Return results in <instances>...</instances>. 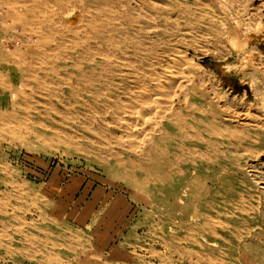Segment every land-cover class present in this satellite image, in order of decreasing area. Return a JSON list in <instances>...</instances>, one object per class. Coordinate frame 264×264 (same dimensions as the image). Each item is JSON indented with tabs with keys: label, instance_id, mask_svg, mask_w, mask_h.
I'll return each instance as SVG.
<instances>
[{
	"label": "rangeland",
	"instance_id": "obj_1",
	"mask_svg": "<svg viewBox=\"0 0 264 264\" xmlns=\"http://www.w3.org/2000/svg\"><path fill=\"white\" fill-rule=\"evenodd\" d=\"M149 1L155 21L150 14L134 11L142 4L149 7ZM177 3L193 11L186 14V24L192 22L195 40L183 47L197 69L188 71L196 88L188 98L204 110L186 117L182 106L181 112L187 124L203 129V137L213 141V160L184 164L169 157L166 146L150 153L139 146L133 153L132 148H115L87 133L97 142L89 143L76 126L79 118L72 121L80 110L64 98H52L56 89L42 88L41 80H34L46 75L47 67L11 70V51L23 53L16 41L34 52H110L106 33L117 23L128 25L133 16L138 23L132 29L113 35L119 47H128L138 27L146 29L153 22L160 24L162 40L171 39L177 11L182 12L175 9ZM12 10H21L20 20L8 14ZM205 12L214 15L213 33L206 21L196 22ZM44 15L53 19L54 33L43 25ZM219 23H224L222 31ZM178 24L186 27L182 20ZM64 30L73 37L65 44L58 40ZM233 39L239 49L233 48ZM141 42L139 34L134 44ZM0 53V264H264V0H0ZM47 65L60 63L54 59ZM10 86L28 93L17 105L5 107ZM131 118H138L140 127L146 117ZM207 130L212 134L204 133ZM171 146L178 152L176 144ZM143 155L148 159L140 160Z\"/></svg>",
	"mask_w": 264,
	"mask_h": 264
},
{
	"label": "bare ground",
	"instance_id": "obj_2",
	"mask_svg": "<svg viewBox=\"0 0 264 264\" xmlns=\"http://www.w3.org/2000/svg\"><path fill=\"white\" fill-rule=\"evenodd\" d=\"M141 2H142V0H141ZM54 3H55V1H54ZM63 3H65V2H63ZM177 4L175 6V9L176 10L181 9L182 12L177 11L178 15L176 17L178 19H177L176 26H175L177 28V30L172 32V33L169 32L171 37H172L171 39L162 40V38H161V36H162L161 31L162 30H161V27L159 26L160 24L157 25L155 22H153L146 29H142V28H139L137 26L138 29L136 31L134 30L136 36H134L132 38V40H130V45L128 47H122V46L119 47L117 41H115L113 39V35L119 34V32L125 33V32H127L128 29H132L134 27V25L136 23H138L136 18L133 16L132 20L130 22H128V25L120 26L116 22L117 24H115L113 26L112 30H109L106 33L107 36H109L110 38H109V40L108 39L105 40L104 43L108 44L110 47L112 46V50L114 48H117L118 53H115L114 50H113L114 52H111L112 50H110V52L107 50H101L100 48L97 47V45H95L98 48V49H96V51H94V50L87 51L85 48H82V46H81L82 49H80L81 51H78V52H75V50L72 49L73 51H69V52H66V51L61 52L59 50H48L49 52L43 53L44 52L43 50H45V49H43L41 51L42 52L41 53V52H34L33 51L34 49H32V46L30 47L29 45H27L25 43L23 44L21 42L16 41L15 47L19 50H22L23 53L19 54L17 52L18 54H15L16 52H13L14 53L13 54L11 51V56H10V57H12L11 70L14 72V71H16V69L25 66L27 68L26 71L30 72L31 71L30 68H35L37 66L39 68V65H42L45 68L47 67V69H46L47 74L46 75L44 74L42 77L36 78L34 75H31V74L30 75L35 77L34 80H36V79L41 80L39 83L40 87L47 85V88H48V85H51L54 89H56V92H55L56 94L55 93L50 94L52 96V98L55 97V99L57 98V100L64 98V99L68 100L67 102L69 103L70 107H73L72 109L78 108L80 110V111H76L75 114L73 113L74 116L71 114L73 116L72 121L79 118L78 122L76 123V126L79 127L81 132H82V133H80L82 136V139L86 140L89 143L92 142L91 140H93V139H90V137L87 135V133L94 135V137L96 136L95 138H98V139L100 138V139L106 140V144L112 145L115 148H117V147L118 148H127L128 147V149L130 148L129 150H131V148H132L131 152L134 151L133 153L136 152L135 150L139 146H145L144 148L146 150H149V152L146 151L147 153H150V151H152V150H156L160 146H164V147L166 146L167 151H165V152L167 153V155L169 157L172 156V157L176 158V160H179L180 162H182L184 164H189V163H193L196 161L207 162L209 160H213V157H214L213 156V141L209 140V139L206 140L203 137L202 132H201V130H203V129L199 130V128H196L195 126H190L189 124H187L184 121L185 113L181 112L182 106L186 110V117L188 116V113L198 112V114H199L200 112H203L204 110L202 111V108L199 107L200 104L198 106H196L195 104H192L193 102H191L190 99L188 98L189 93H191V92L194 93L196 91V88L194 85V81L191 79V77L189 76V73H188V71H190L189 69L193 66V63L191 64L192 60H191V58H189L191 61L188 59V55L186 54L187 51L184 52L183 47L185 48L186 45L193 43L195 40V34L192 31L193 26L192 27L190 26L192 22L190 23V25L186 24V22H187L186 14L191 15L193 11L191 9V6L188 7L187 5L181 4V3H177ZM142 5H140L138 8H135L134 11L137 14L139 12H141L142 15H146V14L149 15L150 14L153 21H155L156 15L154 13V5L151 2L149 3V7L145 8V6H142ZM183 10H184V12H183ZM20 12H21V10H12L8 14L12 15L11 17H13V19L16 17L17 20H20L19 19V18H21L19 16ZM166 13H168V12H166ZM51 14H53V13H51ZM205 15H206V17H204ZM204 16L202 18L197 19L196 22L199 24H203L204 21H206V24L208 25L209 31L210 32L214 31V26L212 25V22H213L212 17L214 15L212 16L209 12H205ZM159 17H160V15H159ZM23 18H25V17H23ZM190 18H191V16H190ZM262 18H263V16H262ZM41 19L43 21V25H45L47 27L48 32L54 33L56 30V25L55 26L53 25V19H50L49 16H45V15ZM163 19H164V17H163ZM167 20H168V17L164 19V21H167ZM180 20H182L186 24L185 25L186 27L184 26L185 28L182 27L183 29L181 27H179L178 23ZM79 21H80V19H79ZM21 22H22V20H21ZM24 22H22V23H24ZM144 22H146V21H144ZM28 23H29V21H28ZM214 23H215V20H214ZM25 24H27V23H25ZM66 24H69V23H66ZM199 24H198V26H199ZM32 25H33V23H32ZM43 25H41V26H43ZM174 25H175V23H174ZM20 26H22V24ZM92 26H93V24H92ZM205 27H207V26H205ZM224 28H225L224 23H221V24L219 23V25L217 26V29H219L218 31H222ZM242 31H243V29H242ZM67 32L68 31L64 30L62 33H60V36H59L60 38L58 40L59 41L61 40L63 43L64 42L67 43L66 41H70L73 37L70 38V36L67 34ZM217 32H216V34H218ZM35 34H36V32H35ZM139 34L142 36V38L145 42H141L139 44H137V43L134 44V41L137 38V35H139ZM85 35H83V36H85ZM100 35H102V34H100ZM204 36H206V35L204 34L202 37H204ZM78 37L76 39H79ZM90 37L87 35L86 39H89ZM167 37H168V35H167ZM218 37H216V39ZM10 39H11V37H10ZM54 40H56V39H54ZM126 40H128V38ZM6 41H7V39H6ZM73 41L74 40H72V42H71V46H72ZM92 41H94V40H92ZM168 41L173 43V45H171L172 47H166L165 46V43H168ZM233 41H235V40L234 39L232 40L233 48L239 49V46ZM40 42H42V41H40ZM98 42H96V43H98ZM50 43H51L50 41H46L43 44L45 46H49ZM80 43L78 42V44H80ZM84 44H87V41ZM71 46H70V49L72 48ZM88 46L89 45H87V47ZM11 47L13 48V46H11ZM75 49H77V48H75ZM92 49H93V47H92ZM105 49H106V47H105ZM189 49H190V46H189ZM11 50H13V49H11ZM3 51H4V49H3ZM200 54H201V52H200ZM193 57H196V56L193 55ZM54 59H57V61L60 63L59 66L47 65V62L52 61ZM195 67L193 66L194 69H195ZM196 70L197 69H195V71ZM24 72H22V73H24ZM27 72H25L26 75H28ZM41 72H43L42 69H41ZM21 78L18 79L19 83L21 81L20 80ZM12 87H13V85H12ZM61 87L65 88V92H62L63 90L60 92L59 89ZM9 89H11L10 92H8L9 98L11 97V99L9 100L10 102L7 101L8 99L4 100L3 105H5V107H7V106L13 107V106L18 104L20 99L23 100V98L27 97L28 92L27 93L26 92L21 93V91H22L21 89H20L21 91H18V92H17V89H16V91H14L15 89H12L11 86L9 87ZM57 90H58V92H57ZM52 91H54V90H52ZM43 96H44V94H43ZM1 101L3 102V100H1ZM68 108H67V110H68ZM10 110H12V109H10ZM1 114H3V113H1ZM152 114H153V117L151 119L150 118L147 119V116L150 117V115H152ZM68 115H69V113H68ZM129 115H131V117H132V115L133 116L137 115V117H139V120L145 116L146 118L145 119L143 118V121H141V122H143L142 127H141V122L139 125L140 127H138L139 122L137 123L138 120H136L138 118L135 119V122H132L131 121L132 118L131 117L129 118ZM9 116L10 115H8L7 118ZM141 116H143V117H141ZM69 117H70V115H69ZM133 120H134V118H133ZM137 127L139 130L137 129ZM189 128L192 130V133L190 131H188ZM14 130H16V129H14ZM106 133L108 135H106ZM116 133H120V135L114 137L113 135H116ZM204 133L211 135L212 131L207 130ZM1 135H2V133H1ZM111 135H112V137H111ZM123 139L127 140V142H129L131 144H129V145L124 144L125 142L123 141ZM94 142H92V144ZM193 142L200 145L201 148L200 147L198 148V146H194ZM69 143H70V141H69ZM95 143L97 144V142H95ZM172 144H176V146L178 147V152L176 151L177 148L174 150H173V148H171ZM78 145H79V143H78ZM98 145H96V146L99 147ZM111 155L114 157L117 156L115 153H113ZM137 156H139V155H137ZM142 159H148V158H147V156L143 155L140 160H142ZM130 163H132V162H130ZM165 166H167V165H165ZM1 168H2V166H1ZM3 168H4V166H3ZM178 171H179V169H178ZM194 171L195 170H190L189 173L191 174ZM175 173H177V172L175 171ZM195 173H199V171H197V172L195 171ZM128 174L129 173H127V175ZM114 176H116L115 173H114ZM123 178H125V177L123 176ZM214 178H212V180H215ZM151 181L154 182V180H151ZM167 182H168V179H167ZM211 182L206 183L205 186L208 187ZM168 183H170V182H168ZM199 185L201 186V184H199ZM138 187L139 186L137 185V188ZM150 192L151 191H149V193ZM177 195H178V193H177ZM170 196H171V194H170ZM145 198H147L146 195H145ZM169 198H171V197H169ZM166 204H169V203H166ZM173 204H174V202H173ZM177 205H180V204H177ZM157 211H159V210H157ZM156 215H157V213H156ZM194 215H196V214H194ZM158 217H160V216L158 215ZM166 229H168V232L170 234H172L171 228L168 227ZM156 230H158V229H156ZM42 232L43 231H41V233ZM0 233H2V232H0ZM2 235H3V233H2ZM29 235H30V233H29ZM28 237H31V236H28ZM35 239H36V237L34 238V240ZM45 241L46 240H43V242H45ZM161 241H162V239H161ZM53 245L54 244H51L49 246H53ZM33 248H34V246H33ZM15 249H13V250H15ZM39 251L40 250H38V252H32V253L35 255V253H39ZM29 256H31V255H29ZM39 257L40 256H38V258ZM26 261H28V260H26ZM40 262H41V260H40ZM48 264H59V260H50L48 262Z\"/></svg>",
	"mask_w": 264,
	"mask_h": 264
},
{
	"label": "trees",
	"instance_id": "obj_3",
	"mask_svg": "<svg viewBox=\"0 0 264 264\" xmlns=\"http://www.w3.org/2000/svg\"><path fill=\"white\" fill-rule=\"evenodd\" d=\"M235 88H236V89H239L240 87L237 86V87H235Z\"/></svg>",
	"mask_w": 264,
	"mask_h": 264
}]
</instances>
